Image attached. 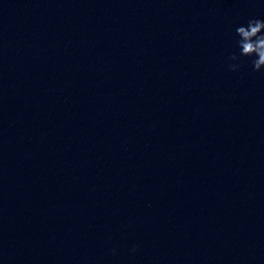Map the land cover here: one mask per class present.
Masks as SVG:
<instances>
[{
  "label": "clouds",
  "instance_id": "clouds-1",
  "mask_svg": "<svg viewBox=\"0 0 264 264\" xmlns=\"http://www.w3.org/2000/svg\"><path fill=\"white\" fill-rule=\"evenodd\" d=\"M235 45L239 54L233 52L229 56L230 61H239L241 57L251 59L252 70L261 72L264 70V19L252 18L245 25H240L235 30ZM240 64H229L231 71H237ZM135 251V247L132 249Z\"/></svg>",
  "mask_w": 264,
  "mask_h": 264
}]
</instances>
